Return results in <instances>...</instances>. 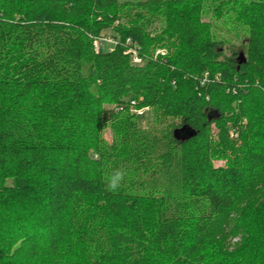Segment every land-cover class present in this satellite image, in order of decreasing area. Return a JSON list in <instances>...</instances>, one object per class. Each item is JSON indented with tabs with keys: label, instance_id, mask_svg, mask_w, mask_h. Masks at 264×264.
Wrapping results in <instances>:
<instances>
[{
	"label": "trees",
	"instance_id": "obj_1",
	"mask_svg": "<svg viewBox=\"0 0 264 264\" xmlns=\"http://www.w3.org/2000/svg\"><path fill=\"white\" fill-rule=\"evenodd\" d=\"M226 9L241 53L203 0H0V264H264V0Z\"/></svg>",
	"mask_w": 264,
	"mask_h": 264
},
{
	"label": "rangeland",
	"instance_id": "obj_2",
	"mask_svg": "<svg viewBox=\"0 0 264 264\" xmlns=\"http://www.w3.org/2000/svg\"><path fill=\"white\" fill-rule=\"evenodd\" d=\"M123 1H145V0H123ZM247 0H203V10L205 13L203 14V21L205 22H211V28L214 31V34L217 36L218 39H227L229 42L237 46L238 53H241L242 51V43L243 37L245 36V30L242 26H235L231 25L230 18L232 19L231 13L225 14L226 8H236L238 4H243ZM223 4V5H221ZM221 5L222 8H220L222 11V15L220 17H217L216 15L218 12L213 11L217 8V6ZM228 16V17H226ZM229 20V22H228ZM233 23V22H232ZM111 33L110 32H102L100 35V39L95 40L94 42H98V48H95V51L100 52H108L112 50L113 44H110L106 41L101 42L102 40H112L111 39ZM226 49V46H224ZM164 53V52H162ZM139 115V114H138ZM140 116V122L139 124L142 127H153L154 119H153V112L148 111L144 109L142 114ZM111 131L109 128L106 129L104 132V140L107 143L111 142ZM222 162H217L216 165H222ZM264 203V190L261 191L260 194L257 196H254L252 200L249 201V204L252 205V208H258L261 204ZM245 205H242L239 209H244ZM239 210V211H240ZM238 211V212H239ZM255 229L249 228V233H255ZM246 233L234 231L230 236H228L225 240H221L219 242V245L217 246V249L212 250V254L214 258L217 260H223L224 255L226 254H233V253H239L241 252V249L245 246V243L250 239V237H246ZM211 248V247H210ZM209 248V249H210ZM213 249V248H211ZM235 253V254H236Z\"/></svg>",
	"mask_w": 264,
	"mask_h": 264
},
{
	"label": "clouds",
	"instance_id": "obj_3",
	"mask_svg": "<svg viewBox=\"0 0 264 264\" xmlns=\"http://www.w3.org/2000/svg\"><path fill=\"white\" fill-rule=\"evenodd\" d=\"M125 171L123 169L116 170L113 175L109 178L108 181V189L112 191L118 190L120 187L121 182L123 181L125 177Z\"/></svg>",
	"mask_w": 264,
	"mask_h": 264
},
{
	"label": "built area",
	"instance_id": "obj_4",
	"mask_svg": "<svg viewBox=\"0 0 264 264\" xmlns=\"http://www.w3.org/2000/svg\"><path fill=\"white\" fill-rule=\"evenodd\" d=\"M104 41H106V42H108V43H110V44H114L115 42H114V40H102L101 42H104ZM98 42H94V46L96 47V48H98ZM161 54H164V53H162L161 52ZM131 60H132V63L133 64H140L141 63V60L137 57V55H136V52L134 51V50H132L131 51ZM144 111V109H142V110H138V111H136V113L137 114H142V112Z\"/></svg>",
	"mask_w": 264,
	"mask_h": 264
}]
</instances>
